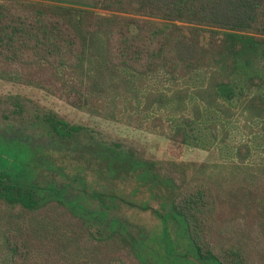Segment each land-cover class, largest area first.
Here are the masks:
<instances>
[{"label": "trees", "instance_id": "1", "mask_svg": "<svg viewBox=\"0 0 264 264\" xmlns=\"http://www.w3.org/2000/svg\"><path fill=\"white\" fill-rule=\"evenodd\" d=\"M89 5L60 0H0V77L15 78L71 106L93 110L104 102L102 97L120 85L126 86L132 76L161 72L175 81L201 72L204 79L191 89L196 100L191 103V117L180 111L189 94L186 87L144 94L145 105L178 111L180 122L166 135L169 153L175 157L189 143L190 135L194 137L193 122L200 116L197 101L226 116L237 99L246 114H262L264 71L258 66L264 64V0H89ZM202 30L207 35L200 42ZM9 118L15 132L8 134L4 126L0 142L33 149L31 158L47 144L45 140L70 142V149L75 150V134L87 135L85 129L50 109L35 108ZM85 140V156L105 160L100 154L117 156L119 161L113 164L146 169L151 176L148 185L168 184L174 190L160 212L163 252L174 237L168 235L165 222L173 218L186 251L197 264H207L208 260L264 264L263 198L255 199L246 192L243 199H220L207 181L185 178L170 158L161 162L166 173L162 176L110 143L92 135ZM241 146L246 152L247 146ZM47 163L40 167L58 171L60 185L39 180L36 166L31 168L30 177H20L0 166V259H7V264H97L75 256L69 261L67 253L70 248L79 253L86 245L84 240L88 245L100 243L115 234L133 251L138 263L145 264L148 241L142 230L132 234L122 221L109 215L114 205L104 199L107 181L99 179L101 169H94V178L85 183L80 163L73 165L79 169L70 174ZM76 177L81 180V191L85 184L104 185L100 191H96L97 185L84 191V198L98 204L93 209L82 204L86 215L75 214L68 205L78 195L65 194L72 187L70 179ZM97 210L101 211L98 215ZM84 230L89 237L82 236ZM46 232L53 235L48 238L50 243L43 236ZM39 257L42 262L35 259ZM185 259L195 264L187 256ZM160 260L165 262L166 258Z\"/></svg>", "mask_w": 264, "mask_h": 264}, {"label": "rangeland", "instance_id": "2", "mask_svg": "<svg viewBox=\"0 0 264 264\" xmlns=\"http://www.w3.org/2000/svg\"><path fill=\"white\" fill-rule=\"evenodd\" d=\"M60 1L90 7L89 0ZM206 35L207 31L202 30L200 42L206 39ZM258 67L264 71V64ZM203 79L201 72L179 77L175 81L161 72L132 76L126 86L115 88L109 96L102 97L104 102L101 105L90 110L86 106H71L59 97L36 86L21 83L15 78L0 77V131L11 122L9 117L23 115L36 108L55 111L64 120L85 129L87 134H75V150L70 149V142L66 144L60 139L45 140L47 144L32 158L33 149L14 142H0V154H3L0 157V166L20 177H30L31 168L36 166L39 180H51L58 185L62 182L61 174L40 165H49V161L62 167V173L70 174L79 169L73 165L80 163L84 166L81 177L85 183L94 178V169L100 168L99 179L107 181L104 199L108 204L114 205L109 208V215L122 221L132 234L136 235L137 230H142L145 240L148 241L150 248L144 251L147 254L145 264H194L185 259V256L197 264L194 257L186 251L185 242L183 239L181 241L173 218H168L165 222L168 235L174 237L167 252H163L160 212L174 190L168 184L148 185L151 176L146 169L113 164L119 161L117 156L100 154L110 162L109 166L105 159L85 156L83 144L86 142L85 138L92 135L127 152L130 158L144 161L162 176L166 173L161 162L170 158L177 163L178 169L181 168L185 178H202L207 181L214 196L220 199L224 197L231 200L235 196L243 199L246 198V192L255 199H264V109L260 116H250L240 109L235 99L230 106L231 113L224 116L218 111L204 108L197 101L200 116L193 122L191 131L194 132V137L190 135L189 143L181 149L178 157L169 153L166 135L174 124L180 122L178 111H168V107H157L154 104L147 106L144 103V94L151 90L167 93L175 87H186L189 94L184 98L185 105L180 111L191 117V103L196 101L191 89ZM252 89L253 87L250 90ZM13 131L15 132L9 128L7 133ZM241 144L247 146L246 152ZM79 180L78 177L70 179L72 187L65 194L68 197L78 195L69 200L68 205L75 214H85L83 205L90 209L98 204L94 199L84 198V191L91 190L95 185L96 191H100L104 185L95 183L88 187L85 184L81 191ZM97 213L100 214L101 211L97 210ZM88 214L87 212V216ZM70 231L69 229L68 234ZM109 235L111 236H106L100 243L88 245L84 240L86 245L79 253H74L70 248L67 253L69 261L75 256L77 260L94 261L97 264H139L127 244L123 245L115 234ZM43 236L48 239L53 235L46 232ZM82 236L89 237L88 231L84 230ZM48 242L50 243V239ZM162 257L166 258L165 262L160 260ZM35 259L42 262L40 257ZM7 262V259H0V264ZM207 262L217 264L213 260Z\"/></svg>", "mask_w": 264, "mask_h": 264}, {"label": "flooded vegetation", "instance_id": "3", "mask_svg": "<svg viewBox=\"0 0 264 264\" xmlns=\"http://www.w3.org/2000/svg\"><path fill=\"white\" fill-rule=\"evenodd\" d=\"M14 126V124H12V123H8V125L6 126V131H9V128H11V127H13ZM4 127V126H3ZM4 130V129H3ZM91 209H93V206H91ZM96 215H98V213H96ZM95 219V218H94ZM98 219V218H97ZM97 222H99V220H97ZM94 226V228H96V224L95 225H93ZM98 226V225H97Z\"/></svg>", "mask_w": 264, "mask_h": 264}]
</instances>
